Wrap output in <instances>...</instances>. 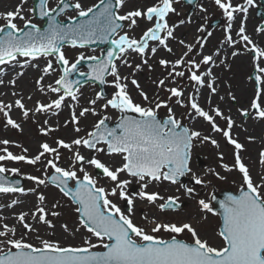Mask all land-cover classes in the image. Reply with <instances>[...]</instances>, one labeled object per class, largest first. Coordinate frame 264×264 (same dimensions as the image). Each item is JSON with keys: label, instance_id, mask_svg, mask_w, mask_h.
Instances as JSON below:
<instances>
[{"label": "snow or ice", "instance_id": "6c2138e0", "mask_svg": "<svg viewBox=\"0 0 264 264\" xmlns=\"http://www.w3.org/2000/svg\"><path fill=\"white\" fill-rule=\"evenodd\" d=\"M26 2L27 0H21V4L14 11L0 13V19L5 21L4 25L0 26V65L10 62L20 64L19 57L35 61L41 57L54 56L56 63L62 66V73L55 80V86L49 84L45 88L42 83L44 75L35 82L41 93L46 94L47 91L57 94V98L50 100L49 103L37 101L34 109H29L22 97L16 99L14 104H4L0 101V114L3 115L6 126L14 129L21 128V125L11 116L13 107L19 109L22 116L27 119L30 112L56 114L53 110H61L66 98L69 97L78 103L80 81L71 80L69 77L84 60L96 62L89 65L91 71L87 73V77L103 85L106 83V76H111L115 91L110 98L103 92H97L95 98L89 101L93 107H83L78 113L73 109L70 121H65V126L71 123L74 126L73 130L80 133L81 128L78 126L80 119L89 113L97 115L95 105L101 100L104 101L101 105L102 109L117 110L121 116L115 127H109L106 123L109 117L104 116L98 119L86 136H78L70 142L57 139V147L41 143L40 150L32 157L14 154L7 147L12 142L7 139L0 140V145L4 146L0 147V162L23 161L36 165L46 154L53 155L54 158L47 159L45 164V173L48 168H51L52 175H46L45 178L29 175L26 178L37 185L50 182L59 188L60 192L76 205L75 212L78 213L79 224L75 230L79 231L83 228L91 236L98 238L105 249V251H93L92 249H95L97 245L88 238L83 240L81 246H63L59 242L42 239L39 235L36 236L39 241L37 246L28 242L24 236L16 238V227L4 223L0 225L2 228L0 230V238H2L0 239V264H264V176H261L260 183H257L243 162L240 153L244 145L232 135V129L236 126L235 120L231 116L224 115L219 107L210 106L206 110L197 99L199 89L203 87L210 89L211 94L217 93L211 65H215V57L219 56V50H217L211 55L197 54L202 57L199 60L193 58L190 54L193 53L194 48L199 46L202 49L205 46L200 37H197L195 45L186 43L183 39L179 40V44L186 51L175 60L161 58L158 63L166 70L167 75L154 83L158 89H164L170 93L168 100L176 98V104L188 107L189 118H201L207 122L212 132L219 133L227 144L234 146V164L230 167L222 163L221 167L226 171L235 169L241 173L242 190L239 194L227 195L220 201L222 226L218 235L223 240V246L213 247L206 240H202L191 222H172L145 216L147 225L145 227L135 223L132 218L137 198L147 201L150 205H156L160 212L179 208V197L172 195L165 197L158 191L149 192L147 189L152 184L163 182L176 185L181 177L189 173L196 185L203 184L204 181L192 172L189 163L193 143L197 140L201 143L210 142L219 148V142L216 139L202 135L199 130L184 126L176 118L167 100H162L159 96L154 100L150 99L133 78L131 84L139 90V96L149 106L137 103L128 90V76H122L115 63V60L119 59L121 63L132 68L133 65L126 59L128 52L131 51L138 54L143 65H147L151 70L152 65L147 59L149 51L154 56L158 48L162 47L171 54L173 49L169 47L168 41L176 38L174 33L179 25L170 24L168 17L176 13L174 5L180 0H154L150 6L133 7L127 11L123 9L126 8L129 0H98V3L91 6H85L82 0H75V2L57 0L55 7L49 6V0H38L35 8L29 9V12H35L41 20L46 19V27L33 23L30 18L22 14V5ZM192 2L193 0H188L189 4ZM214 3L227 21L224 28V43L233 48L237 43H243L245 50L253 57L256 88L249 107L240 109V115L244 118L251 116L257 120H264V48L258 46L246 33L245 23L249 8L255 6V0H243L242 3H233V0H214ZM69 9L74 12V15L68 17L69 22L66 23L60 17ZM201 11L205 9L201 7ZM238 14L242 18L236 32L238 40H234L232 29ZM17 19L23 21V27L15 23ZM140 20L146 21L149 26L138 39L129 36L128 31H124L125 27L132 31L139 27ZM179 23L184 24L185 21L181 20ZM197 31L204 32L205 28L201 26ZM256 32L264 33V25L257 27ZM207 35L211 36L212 33L208 32ZM96 41L110 42L114 50H108L103 58L85 57L81 53L72 63L62 51L65 44L74 48H84ZM150 42H155L156 46H151ZM239 54L238 50L231 52L233 57ZM220 63L223 64L224 60ZM202 65L209 67L206 71H201ZM23 66L24 64H21V67ZM32 66L37 67V65ZM140 68V64L135 65L132 75L134 76L135 71H139ZM54 70L53 62L48 60L43 73L48 74ZM80 75L85 76V73L81 72ZM186 75L195 88V94L189 93L187 97V105L182 99L184 89L177 83V78H184ZM206 78L209 79L206 80ZM168 81L175 86L166 87ZM10 83L14 85L15 80ZM228 95L233 101L236 100L231 92ZM223 99L221 97V100ZM209 104H211L210 100ZM162 107L167 108L168 112L163 121L158 118L157 111ZM69 108L72 106L69 105ZM128 113L137 115L132 116ZM217 118L224 120L226 126L221 127L216 122ZM44 123L47 124L48 121ZM55 130L51 127L41 128L44 135ZM248 139L251 141L254 138L250 136ZM80 147L90 150L93 154L86 157L78 150ZM61 148L72 152L74 158L72 167L58 166ZM23 151L28 150L23 149ZM97 154L109 157L119 156L121 163L118 166H111L102 161ZM219 158L223 161L222 153ZM259 162L264 165V151L259 153ZM76 165H79V173L82 175L78 174ZM85 165L100 170L103 177L112 182V187L108 189L99 186L97 178L90 174ZM18 172L16 168L9 169L0 164V193L25 191L22 187L16 186L18 181H9L5 176V173L18 174ZM121 174H127L139 183L140 190L135 196L127 191L131 180L120 179ZM216 175L219 176L218 173ZM219 178L223 179V177ZM70 181L75 182L74 187L70 186ZM180 187L184 188L188 195L195 192L192 187L182 184ZM29 191L35 192L36 189ZM117 196L120 200L127 202L126 213L110 199ZM37 200L39 203L34 211L20 212L16 216L19 225L25 229V235L38 231L35 223L54 229L55 224L48 217L51 215L56 218L61 215L58 211L49 212L44 206L43 194L38 195ZM15 203L17 202H12V204ZM198 204L202 211L213 212L212 206L204 199H200ZM58 206V203L53 204L52 209ZM29 216L34 223L28 222ZM61 227L65 231L69 230L67 223L62 224ZM161 232L172 234L171 238H161L158 235ZM184 232L191 234V242L178 239V236Z\"/></svg>", "mask_w": 264, "mask_h": 264}, {"label": "rangeland", "instance_id": "374dc122", "mask_svg": "<svg viewBox=\"0 0 264 264\" xmlns=\"http://www.w3.org/2000/svg\"><path fill=\"white\" fill-rule=\"evenodd\" d=\"M71 2H75V0H71ZM154 0H129L126 8L123 11H127L133 7L138 6H150ZM199 4L196 6V9L193 14L187 15L189 8L183 4V0H180L179 3H176L174 7L176 8V13L170 14L168 19L170 24L179 25L178 27L181 28L183 31L180 35L179 33L175 34V39L168 41L169 47L173 49V52L170 54L166 50H159L153 56L151 52H148V63L152 65L151 70L148 68L147 65H143L141 57L134 53L133 58H130L127 54L126 59L130 64L133 65L132 68H129L127 65L121 63L119 59L115 61L117 64L120 74L122 76H128V90L132 95L133 99L137 103H142L144 106H149L147 102L143 101V99L139 96V90L135 88L131 84V79L135 78L140 85V88L149 96L150 99H155L159 96L162 100H167L169 107L173 109V112L177 119L181 121L184 126H188L190 128H194L196 130L201 131L202 135L210 136L216 139L219 142V148L213 146L210 142L201 143L199 140L194 141L193 147L191 149V161L190 167L192 172L196 174V176L200 177L204 183L201 185H196L194 180L192 179L191 173H189L185 178H187V187L194 188L195 192L192 195H188L185 193L184 188L180 187V183L173 185L168 182H163L159 184H152L147 189L149 192L151 191H158L162 196H177L179 197V204L187 203V207L180 209L177 212H160L156 205H150L147 201H142L140 199L135 200V206L132 218L135 223L145 226L146 221L144 217L147 216L157 217L161 220L178 222V221H187L191 222L192 225L198 231L200 238L202 240H206L211 246L213 247H222L223 240H221L220 236L218 235L220 221L218 216L213 215L212 213L202 211L198 201L200 199H204L210 205H212V195L214 192H219L222 189L228 188L233 190L234 192H238L242 189V175L239 173L238 170L233 169L232 171H226L224 168L221 167L222 163L228 164L230 167L234 164V146L229 145L226 143L224 138L219 133H214L211 131L210 126L207 122L203 121L201 118L191 119L189 118V109L188 107H181L180 105L176 104L175 99L168 100V93L164 89H158L154 81H158L161 78L166 77L167 72L164 68H162L158 61L161 58L168 59V60H175L180 55L186 51L183 46L179 44V40L183 39L186 43H190L195 45L197 37L201 38V41L204 43V47L201 49L199 46L194 48L192 54H190L193 58L197 60L201 59L199 53L203 55H211L219 50V56L215 57L216 63L215 65H211L213 76L215 77V85L217 87V93L211 94L210 89L207 87H203L199 89L201 96H197V99L201 106L203 104L209 105V100L211 102V107H219L223 113L225 112L224 109L226 107L229 108L230 114L225 112L226 116H231L233 120L238 119L239 121L244 122V128L241 127H234L232 129V135L236 138L241 144L244 145L243 150L241 151L240 155L243 159V162L247 165L250 170V173L253 179L260 183V177L264 176V165H261L259 162V153L264 151V120H257L254 118L249 119L241 117L240 115V108L246 105L250 99H252L255 85L250 80V74L252 70H254L253 65V58H251V54L245 50L243 43H237L235 48L229 46L227 43H224V28L226 27L227 21L226 18L223 16L221 10L213 4L201 5L204 3V0H199ZM7 3L12 5H20L21 0H7ZM82 3L85 6H91L92 4L98 3V0H82ZM32 0H27L26 3L22 5L23 11L26 15V18H30L33 23L38 25H42V22L36 20L33 16V13L29 12V9H32ZM57 5V0H49V6L55 7ZM201 7L205 9V11H201ZM16 7L12 6V11L15 10ZM74 15V12H67L64 16L60 19L68 20V17ZM253 15V10L249 9L247 18L250 24L253 27V32L249 34L248 26L249 24L246 23V33L253 39V41L260 47L264 48L261 44L260 40H256V36L262 33H257L256 29L260 26V22L254 23L251 19ZM242 16L240 14L237 15V18L233 24L232 29V36L234 40H238L236 36V32L238 31L240 20ZM183 20L185 21L184 24H180L179 22ZM218 20L220 24L216 28H210V24L214 21ZM141 21V20H140ZM139 23V27L135 28L132 31H129L127 27H125L124 31H128L129 36L139 38L142 35V32L146 30L147 27H144L141 22ZM190 21V22H189ZM5 21L0 23V26H3ZM125 24L127 22H124ZM203 26L205 28L204 32H198L197 29ZM23 27V21L21 26ZM177 28V27H176ZM176 31V30H175ZM208 32H211L212 35L208 36ZM123 34V33H121ZM262 38V36H260ZM151 46H156L155 42H150ZM234 50L239 51V55L233 57L231 52ZM62 51H64L66 58L70 61V63L75 62L77 57L83 53L85 57L88 56H97L100 57L102 51L99 49H88V48H77V47H62ZM160 51V52H159ZM21 62L30 61L29 66L37 65L34 67V70L37 73H34L33 76L28 78L27 80V88L30 91H38L41 95L42 103H49L50 100L57 98V94L47 92L41 93L38 90L36 85V80L39 79L42 75L46 78V84H51L55 86V80L59 78L61 72L58 68L56 63L55 57H41L35 61L30 60L28 58L19 57L18 58ZM51 60L53 62L54 71H50L48 74L43 73V68L46 66L47 61ZM224 60V63L221 64L220 61ZM242 60L246 61V63L242 62ZM14 64V62H10L6 65H0V69L4 67ZM140 64L141 68L139 71H135V75L133 76V72L135 69V65ZM33 67V66H32ZM209 66L201 67V71H206ZM183 70V69H181ZM85 73L84 70H81L80 73ZM209 78H206V80ZM113 77L108 76L106 78L105 83V92L106 97L110 98L115 89L112 86ZM177 83L183 87L184 89V96L183 100L185 105H187V97L189 93L195 94V88L193 84L187 79V75L184 78H177ZM175 86L172 84L171 81H168L166 87ZM249 87L250 93H247V96H243L240 100L235 92L239 90L240 87ZM0 87H2L0 83ZM97 92H100L99 88L96 85L88 84L86 86L80 87L78 91V103L71 100V98H66L64 102V107L70 112L74 109L77 113L83 107H93L89 104V101L95 98ZM231 92L235 95L236 100L233 101L228 93ZM221 97L224 99L221 100ZM1 101V99H0ZM26 107L29 109H34L36 103L26 104ZM104 103L103 100L98 101L95 105L97 115H92L91 113L87 114L85 117L80 119L79 127L81 128L80 133H76L73 129L74 126L69 123L65 126V121H70V116L63 119L62 116L56 117L52 112L49 113H32L30 112L29 117L25 119L20 110L13 107L11 111V116L13 119L17 121L21 125L20 129H14L11 126H6V121L2 114H0V140L7 139L11 141L7 147L9 151H12L14 154L26 155L28 157H32L38 153L39 145L41 143H48L53 147H57L56 140L57 139H64L66 142H70L71 139L77 138L78 136H86L88 131L93 129V125L98 121V119L107 116L109 117L108 121L110 123H114L119 119V113L117 110L108 108L102 109L101 105ZM14 104V103H11ZM69 105L72 108H69ZM203 105L202 107H205ZM154 107V104L152 105ZM205 108L206 110L209 108ZM57 113L56 110H53ZM158 111V116L161 119L167 117V108H160ZM236 118V119H234ZM48 121L45 124V121ZM221 127H225V121L217 118L216 121ZM51 127L56 129L55 131L49 132L47 135H44L41 132V128ZM247 128V129H246ZM253 128V130H249ZM247 131V133H246ZM253 133L254 135L251 136L249 133ZM255 138L256 141H249L248 137ZM34 145L35 149H30V145ZM19 145V147H17ZM0 147H4L0 145ZM23 149H27V152H24ZM75 150V148H74ZM81 154L85 155L86 157H90L93 153L80 147L78 149ZM60 151V160L57 161L58 166L64 168H70L73 166L74 158L72 152L65 149H59ZM223 154V161L220 160V154ZM102 161L111 165V166H118L121 163V158L119 156L109 157L103 154H97ZM114 157H117L116 160H112ZM53 155L46 154L44 158H42L41 162H38L36 165H31L23 161H2L0 164H3L6 168H16L19 170L18 174L12 173H5V176H16V178H20L22 180V188L25 190L23 193L20 192H10V193H0V205L3 206H17L22 204V207L26 209V211L31 212L35 210V207L38 205L39 201L37 200V196L43 194L45 196L44 206L51 211H58L61 213L59 217H52L49 215V219L53 221L55 224L54 229H48L47 226L39 223H35V227L38 230L37 232L27 233L25 235V229H23L19 223H16V238H20L24 236L26 240L31 241V237H35L33 241H35L36 245L39 246V241L36 239V236L39 235L42 239H48L54 233L59 234L60 237H66V243L63 246H81L83 244V240L88 238L91 240L93 244H96L97 247L92 249L93 251H100L103 249L101 245V241L91 236V234L87 233L86 230L80 228L79 231L75 229L78 227L79 220L77 218V213L75 212L76 205H74L67 197L60 192L58 188L50 186L48 183L45 185H37L34 181L28 180L26 177L29 175L38 176L40 178H45L46 175H50L53 173L51 168L47 169V173H45V164L47 159H53ZM200 158V165L202 167H198L199 162L197 164L196 159ZM85 168L98 180L99 186H104L108 189L112 187V182L107 178L103 177L100 170H96L91 168L90 166L85 165ZM76 170L78 171L79 175V165H76ZM212 170V171H210ZM219 174L217 176L216 174ZM219 177H223L220 179ZM120 179H129L131 183L129 184L127 191L129 194L135 196V194L140 190L139 183L131 178L128 177L127 174H121ZM72 183L74 181H71ZM193 182V183H192ZM72 186V185H71ZM30 189H36L35 192L29 191ZM114 203H117L118 206L123 207V203L126 201H122L119 197H110ZM13 201L17 203L12 204ZM58 207L56 209H52L53 204H57ZM159 203V202H157ZM11 205V206H10ZM123 211V210H122ZM32 219V218H31ZM31 223H34L32 220ZM67 223L68 231H65L61 225ZM2 223L0 222V225ZM77 234V241L73 243L72 240L68 239L72 234ZM66 235V236H65ZM163 239H170L172 234L161 232L158 234ZM2 239V238H0ZM178 239L184 240L186 242H191V234L184 232L178 236ZM81 240V241H80ZM107 242V241H104Z\"/></svg>", "mask_w": 264, "mask_h": 264}, {"label": "bare ground", "instance_id": "6f19581e", "mask_svg": "<svg viewBox=\"0 0 264 264\" xmlns=\"http://www.w3.org/2000/svg\"><path fill=\"white\" fill-rule=\"evenodd\" d=\"M12 6L17 7L18 5H12ZM12 6H10V4L7 3V0H0V13L7 12V11H12ZM22 14L26 15L24 11H23ZM247 20H248V18H247ZM2 21H4V20L0 19V23ZM140 22H141V24L144 27H148L149 26L148 23L146 21H144V20H141ZM15 23H17L18 26H21L22 21L17 19L15 21ZM245 23L249 24L248 30H249V34H251V32H253L252 25L250 24L249 21H246ZM175 30L176 31H175L174 34H176V33H179V34L181 33L182 34L183 31H184V30H181L180 27H177ZM182 36H183V34H182ZM171 40H173V39H170L169 41H171ZM160 49L161 50H165L162 47H160ZM158 50H159V48H158ZM128 56L130 58H133L134 52L129 51L128 52ZM29 62L30 61H28V63L27 62L26 63L25 62H21L20 64L14 62V64L8 65V66L4 67L3 69H0V81H2V83H1L2 87H0V99H1V101L4 104L14 103L16 99H19L21 97L23 98V102H27L26 104H28L29 106L32 103H36L37 101L42 100V98L40 96L41 94L37 90L36 91H30L27 88V80H28V78L33 76L34 73H37V71L34 70V67L27 65V64H29ZM242 62L246 63V61H244V60H242ZM21 64H24V66L21 67ZM20 73H23V75H19ZM12 80H15V84L14 85L12 83H10ZM46 81H47L46 78H44V80L42 82L44 86L46 84ZM235 92L237 93L238 97H240L239 99L241 100L243 96H247V93H250V88L249 87L245 88L244 86L243 87L241 86L239 88V90H236ZM13 93H16V95H13ZM198 96H201L200 92H199ZM29 97H31V99H29ZM211 102L213 103V101H211ZM250 102H251V99L246 104L248 106H243L240 109L248 108L249 105H250ZM203 105H205V104H203ZM208 106H211V104H209V105L206 104L204 108H207ZM224 111L230 114V111H229L228 107H226L224 109ZM225 112H224V115H225ZM54 115L56 117L62 116L63 119H66V117L70 116V112L67 109L62 108L61 110L57 111V113L54 114ZM251 118L252 117L249 116V119H251ZM234 119H236V118H234ZM235 122H236V127H241L242 126V129L244 128L243 127L244 126V122L239 121L238 119H236ZM249 130L251 131V130H253V128H251ZM246 133H247V131H246ZM249 134H251V136H252V135H254V132L253 133L250 132ZM253 141H256L255 138L253 139ZM29 148L30 149H32V148L35 149V146L31 144L29 146ZM65 150H67V149H65ZM116 159H117V157H114L112 160H116ZM20 212H28V211H26V209H24L22 207V204H19L17 206L15 205V206H12V207L3 206L1 204L0 205V222L2 224L6 223L9 226H15L16 227V223H18V221L16 219V216ZM28 222L29 223L32 222L31 216L28 217ZM0 230H2V228H0ZM31 238H32L31 241H29V240H27V241L36 245L35 241H33L35 239V237L34 238L31 237ZM65 238L66 237H64V238H63V236L60 237L59 234H56V233L53 232V234L49 237V240L52 241V242H59V243H61L63 245L64 243H66L65 241H66L67 238L66 239ZM68 239H70V241L72 240L73 243H76V241L78 239L77 238V234L76 233L72 234Z\"/></svg>", "mask_w": 264, "mask_h": 264}, {"label": "water", "instance_id": "95a60500", "mask_svg": "<svg viewBox=\"0 0 264 264\" xmlns=\"http://www.w3.org/2000/svg\"><path fill=\"white\" fill-rule=\"evenodd\" d=\"M195 1H196V0H193V2L190 4V6H191V7H190L191 10L194 9V8H192V7H194ZM37 2H38V0H33L34 8H35ZM186 3H188L187 0H186ZM68 11H72V10L69 9ZM33 13H34V16H35V18H36L37 20H41V19L39 18L38 14H36L35 12H33ZM41 21H43V25H42V26H45V27H46V25H47L46 19H45V20H41ZM65 22L67 23V22H69V21H65ZM216 24H217V23L212 24V27L216 26ZM65 45H69V44H65ZM85 47H89V48H100V49H102V50H103V54H101V55H102L101 58H103L104 56H106L108 50L113 49V46L111 45L110 42H104V43H101V42H99V41H96V42H94V43L88 44V45H86ZM113 50H114V49H113ZM116 51L118 52V50H116ZM95 63H96L95 61H90V60H84V61H81V63L77 66V70H76L75 72H73V73L70 75L69 79L80 81V84H79L78 87L84 86V85H86V84H88V83H91V84H97V85H98L97 87H99L100 90H101L100 92H103V94L106 96V92H105V90H104V88H105V84L101 85V84L99 83V81L91 80V79H89V78L87 77V73H89V72L91 71L89 65H92V64H95ZM58 65H59V68H60V70H61V72H62V66H61L60 64H58ZM80 69H85V70L87 71V73L85 74V76H81V75L78 73V71H79ZM106 77H107V76H106ZM105 79H106V78H105ZM128 115L136 116V115H134L133 113H128ZM120 116H121V113H120ZM119 119H120V118H119ZM118 122H119V120H118L115 124L111 125V124H109L108 121H106V123L108 124L109 127H115V125H116ZM51 175H52V174H51ZM6 177H7V176H6ZM184 177H185V176H184ZM184 177H181L179 181L186 182V179H184ZM7 179H8L9 181H12V182H16V181H18L19 183L16 185V186H18V187H21V185H22V180H21V179H18V178H16V177H7ZM70 182H71V181H70ZM70 182H69V183H70ZM48 184H51V185L55 186L54 184H52V183H50V182H48ZM73 184H74V186H75V182H74ZM227 195H236V194H234L231 190H223V191H221V192H219V193H217V194H214V196H213V197H215V199H213V207H212V208H213V212H212V213H213V214H216V215H218V217H220L219 219L221 220V226H222V209L220 208V201L224 200L225 197H226ZM213 197H212V198H213ZM179 208H180V207H179ZM179 208H176V209H179ZM221 226H220V227H221ZM219 229H220V228H219ZM104 251H105V249H104Z\"/></svg>", "mask_w": 264, "mask_h": 264}, {"label": "flooded vegetation", "instance_id": "af4514ba", "mask_svg": "<svg viewBox=\"0 0 264 264\" xmlns=\"http://www.w3.org/2000/svg\"><path fill=\"white\" fill-rule=\"evenodd\" d=\"M198 1L199 0H197L196 6H198V4H199ZM242 2H243V0H233V3H242ZM206 4H208V6L210 4L215 5L214 0H204V3H202L201 5H206ZM249 9H252L253 10V15H252V18H251L253 20V22L254 23L260 22L262 25H264V21L262 23V21H259L258 18L256 17L257 10L258 9H264V2L262 0H255V6L254 7H250ZM260 36H262V38ZM256 38H257L256 40H260V41L262 40L261 41L262 42L261 44L264 47V33H262L261 35L256 36ZM251 58H253L252 57V54H251ZM255 75H256L255 71L252 70V72L250 74V80H252V82L254 83L255 88H256V84L254 82ZM255 88H254V91H255ZM253 95H254V93H253ZM252 98H253V96H252Z\"/></svg>", "mask_w": 264, "mask_h": 264}]
</instances>
